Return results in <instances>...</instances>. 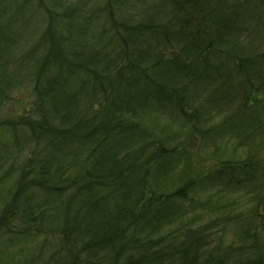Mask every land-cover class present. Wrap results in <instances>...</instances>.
Instances as JSON below:
<instances>
[{
  "label": "trees",
  "instance_id": "1",
  "mask_svg": "<svg viewBox=\"0 0 264 264\" xmlns=\"http://www.w3.org/2000/svg\"><path fill=\"white\" fill-rule=\"evenodd\" d=\"M78 2L0 0V264H264V0ZM210 132L246 157L199 176Z\"/></svg>",
  "mask_w": 264,
  "mask_h": 264
},
{
  "label": "rangeland",
  "instance_id": "2",
  "mask_svg": "<svg viewBox=\"0 0 264 264\" xmlns=\"http://www.w3.org/2000/svg\"><path fill=\"white\" fill-rule=\"evenodd\" d=\"M97 1L103 2V0H97ZM40 2L41 3L43 2L45 5H50V6H52V4L50 2H53V4L58 3L59 6L56 7L59 10L58 14H60L63 11L62 9H59V8H65L66 6H72L75 3H81V2H78V0H39V3ZM84 2H82V4ZM34 5H36V4H34ZM6 19H7V17L3 18V21H6ZM58 19H60L59 16H58ZM72 19L76 20L78 18L76 16H74ZM31 21H32V23L29 22V25L33 26V27H31V29H33V28L34 29L29 30V31H31L32 33L34 32L35 36L32 35V40H33V39H36V37L38 36L40 31L41 32L43 31L44 26L46 24H45V22L43 23V25L40 23L39 16L34 17V20L32 18ZM79 24H80V22L76 21L75 27H72V28H74V30L77 29L76 27H78ZM75 31H77V30H75ZM75 31L73 33H75ZM29 45L32 46L33 44H29ZM15 53L16 52H12L10 57L11 58L15 57ZM260 88H262V89L260 92L257 93V96H259L258 98L260 99L261 102H264V84ZM16 93H17L16 98L6 102V105H7L6 111L8 110L9 112H15V110L16 111L20 110V106L22 105L21 101H22L24 95H21L17 91H16ZM142 118H143V122L145 121L144 124L149 125L151 128H157L158 126H162V124H164V122H166L165 116H163V117L160 116V117L156 118L152 112H149L148 114H146ZM212 119H213V122H218L217 120H221L219 118H212ZM212 119H211V121H212ZM137 121L139 123H141L140 118H138ZM205 122H206L205 119L202 118L198 122L199 123L198 128L199 129H205L206 127H208ZM176 141H173V142H176ZM187 145H188L187 149L189 151V154H190L191 158L193 157V159H194V167L198 171L197 173H199V176H202L203 174H206L209 171L214 170V168L220 166L222 164V162H224L228 158L236 161V160H241V159L246 157V149L241 148L239 146V143H237V141H234L231 139H226V140L220 141V139H217L216 137H214V133L212 134L211 132L205 136H202L200 134H196L195 136L191 137V139H189V143ZM262 153L264 155V148L262 149ZM0 176L2 177L1 174H0ZM17 178H18V176H17ZM7 183H11V185L15 184L14 178L11 177V178H7L3 181H0V191L1 192H4L5 190H7V187H8ZM217 197H220V196H217ZM217 197H215L214 199H216ZM227 201L231 202L228 200V198H227ZM261 202L259 204L258 210L261 209L260 208ZM252 204L254 205V203H252ZM252 204L250 203V205H252ZM261 211H262V209H261ZM8 240H10V239H8ZM21 240H22V238H21ZM231 240H233L232 236L226 235V239L224 240V242H226V241L228 242ZM8 242L10 243L11 241H8ZM40 242H41V240L39 238L34 240V237L32 236L31 239H27L26 242L24 240H22L18 246H17V244H14V245L12 244L13 247H12V249L10 248L12 250L11 251L12 256L9 258L6 256L8 258V260L11 259V262H8V263L20 264L22 261H25L27 259V257H25L24 255L26 253L32 254L33 249L35 248V246L37 244H40ZM1 256L4 257L2 252H0V258H1Z\"/></svg>",
  "mask_w": 264,
  "mask_h": 264
},
{
  "label": "water",
  "instance_id": "3",
  "mask_svg": "<svg viewBox=\"0 0 264 264\" xmlns=\"http://www.w3.org/2000/svg\"><path fill=\"white\" fill-rule=\"evenodd\" d=\"M262 208H263V210H264V202H263V204H262Z\"/></svg>",
  "mask_w": 264,
  "mask_h": 264
}]
</instances>
